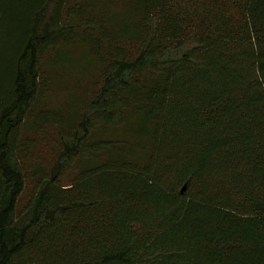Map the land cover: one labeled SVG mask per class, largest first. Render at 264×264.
I'll list each match as a JSON object with an SVG mask.
<instances>
[{
  "label": "trees",
  "instance_id": "obj_1",
  "mask_svg": "<svg viewBox=\"0 0 264 264\" xmlns=\"http://www.w3.org/2000/svg\"><path fill=\"white\" fill-rule=\"evenodd\" d=\"M35 2L0 91V264H264V0Z\"/></svg>",
  "mask_w": 264,
  "mask_h": 264
},
{
  "label": "rangeland",
  "instance_id": "obj_2",
  "mask_svg": "<svg viewBox=\"0 0 264 264\" xmlns=\"http://www.w3.org/2000/svg\"><path fill=\"white\" fill-rule=\"evenodd\" d=\"M35 1L36 0H0V91L7 85L5 75L16 52L17 40L23 29V20L26 18L27 13L29 14L28 11L32 4L36 3ZM55 86L54 84L53 87ZM66 97L67 92L65 90L60 89L59 91L58 88H55L53 92L46 94V96H43V98L39 100L33 108L34 110L31 111L33 112L32 117L24 123L23 126L25 127H22V136L28 137L29 139L26 140H30L32 143L30 149L31 160L26 164L27 169L30 170L35 164L42 163L45 165L46 172H49L50 165L56 157L55 153L51 150V146L53 145L51 141L55 136L54 130L46 125L44 131L35 133L27 130V122L30 123L32 118L35 117V114H39V109L42 108L48 113L57 111V109L63 111L65 109L64 104L66 102ZM39 123L40 121L37 125ZM43 135H47L49 141L46 143H38ZM75 171H77V169L71 171L70 174L74 175ZM69 175L61 177L64 184L70 182L71 176ZM29 191V186H26L25 192H27V195ZM27 195L24 194L20 198V206L27 201ZM29 259L28 257L20 258L15 264H32Z\"/></svg>",
  "mask_w": 264,
  "mask_h": 264
},
{
  "label": "water",
  "instance_id": "obj_3",
  "mask_svg": "<svg viewBox=\"0 0 264 264\" xmlns=\"http://www.w3.org/2000/svg\"><path fill=\"white\" fill-rule=\"evenodd\" d=\"M187 185H188V183H185L183 186H182V188L180 189V193H184L185 192V190H186V188H187Z\"/></svg>",
  "mask_w": 264,
  "mask_h": 264
}]
</instances>
